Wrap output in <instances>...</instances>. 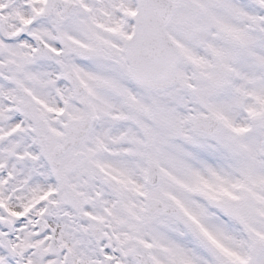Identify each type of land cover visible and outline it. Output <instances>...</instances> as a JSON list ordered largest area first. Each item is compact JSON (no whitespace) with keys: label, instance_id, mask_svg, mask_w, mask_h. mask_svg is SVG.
I'll return each instance as SVG.
<instances>
[{"label":"snow or ice","instance_id":"1","mask_svg":"<svg viewBox=\"0 0 264 264\" xmlns=\"http://www.w3.org/2000/svg\"><path fill=\"white\" fill-rule=\"evenodd\" d=\"M0 264H264V0H0Z\"/></svg>","mask_w":264,"mask_h":264}]
</instances>
